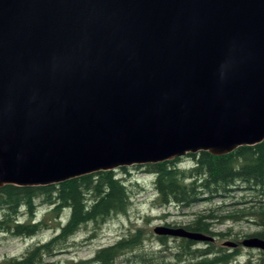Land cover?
I'll return each instance as SVG.
<instances>
[{
  "label": "water",
  "instance_id": "1",
  "mask_svg": "<svg viewBox=\"0 0 264 264\" xmlns=\"http://www.w3.org/2000/svg\"><path fill=\"white\" fill-rule=\"evenodd\" d=\"M263 141L264 0H0V187Z\"/></svg>",
  "mask_w": 264,
  "mask_h": 264
},
{
  "label": "trees",
  "instance_id": "2",
  "mask_svg": "<svg viewBox=\"0 0 264 264\" xmlns=\"http://www.w3.org/2000/svg\"><path fill=\"white\" fill-rule=\"evenodd\" d=\"M186 158L189 167H182L183 157H180L161 163L122 167L115 171H99L49 186L0 187V237L32 238L48 228L56 231L48 241L30 246L20 257L2 259L0 264H63L61 260L51 259L68 245L82 227L91 224L99 228L111 217L128 212L132 205L129 186L132 181L126 177H131L132 170L153 178L155 204L158 207L187 209L200 202L226 197L225 194L238 188L250 196L240 198L230 212L222 205L194 215L185 225H166L218 240L231 239L237 244L236 248L178 238V249L169 256L170 259L165 257L155 262L143 254L131 256L127 259L128 263L239 264L242 256L238 245L239 234L230 233V230L218 233L214 227L250 221L258 230L243 237L264 240V141L239 147L220 157L198 152L186 154ZM40 207L46 208V216L36 220ZM151 236L141 229L131 230L113 245L97 250L90 260H71L69 264H117L121 256L135 252L151 238H155L160 247L167 245L168 238ZM251 257L247 258L246 264H252ZM259 264H264V254H260Z\"/></svg>",
  "mask_w": 264,
  "mask_h": 264
},
{
  "label": "rangeland",
  "instance_id": "3",
  "mask_svg": "<svg viewBox=\"0 0 264 264\" xmlns=\"http://www.w3.org/2000/svg\"><path fill=\"white\" fill-rule=\"evenodd\" d=\"M182 167H189V160L186 155L183 156L181 162ZM130 168V167H129ZM132 184H129L131 189L132 205L125 215L111 217L105 224L99 228L94 225H87L82 227L75 236L68 242V245L56 254L51 260H61L63 264H69L71 260H90L97 250L113 245L117 240L127 235L131 230L141 229L148 236L166 237L168 238L167 245L160 247L155 238L148 240L143 246L137 248L135 252L121 256L117 264H134L127 262L133 255H143L155 262H160L163 258H169L178 249L179 241L177 237L157 236L153 233V229L160 226L169 229L175 227L166 226H182L187 224L196 214L205 213L210 209H215L225 205V210L230 212L233 210V204L240 201V198H249L248 192L241 189L225 194L226 197H219L210 202H200L199 204L187 209H178L174 206L158 207L155 204V195L153 191L152 180L150 175H146L141 171H131ZM241 208V206H236ZM46 208L40 207L37 211L36 220L43 219L46 216ZM66 212L63 218H66ZM225 214V213H224ZM165 216V217H163ZM52 225H54L52 223ZM178 228V227H177ZM215 232H227L239 234V241L246 239L243 235H249L256 232L257 227L250 221H240L238 223H224L214 227ZM54 228H48L32 238H13L10 236L0 237V260L10 257H20L24 254L27 248L34 244L48 241L56 231ZM151 236V237H152ZM150 239V238H149ZM224 241H231V239L218 240L215 245L220 246ZM240 241V242H241ZM202 245V243H199ZM242 256L239 264H246V260L252 255V264H259L260 253L256 250L239 247ZM166 252H163V251ZM262 254V253H261Z\"/></svg>",
  "mask_w": 264,
  "mask_h": 264
},
{
  "label": "flooded vegetation",
  "instance_id": "4",
  "mask_svg": "<svg viewBox=\"0 0 264 264\" xmlns=\"http://www.w3.org/2000/svg\"><path fill=\"white\" fill-rule=\"evenodd\" d=\"M215 241H216V239H214V241L212 242V243H214L215 244ZM239 243H240V241H239ZM199 244V243H198ZM239 245V247H241L240 246V244H238ZM243 248V247H242ZM250 250H253V249H250ZM257 250V249H256ZM260 254L262 253L260 250H257ZM263 254V253H262Z\"/></svg>",
  "mask_w": 264,
  "mask_h": 264
},
{
  "label": "bare ground",
  "instance_id": "5",
  "mask_svg": "<svg viewBox=\"0 0 264 264\" xmlns=\"http://www.w3.org/2000/svg\"><path fill=\"white\" fill-rule=\"evenodd\" d=\"M171 165V164H170Z\"/></svg>",
  "mask_w": 264,
  "mask_h": 264
}]
</instances>
